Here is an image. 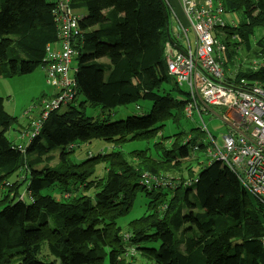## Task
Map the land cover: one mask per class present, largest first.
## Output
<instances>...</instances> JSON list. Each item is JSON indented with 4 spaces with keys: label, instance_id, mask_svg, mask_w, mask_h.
Masks as SVG:
<instances>
[{
    "label": "trees",
    "instance_id": "trees-1",
    "mask_svg": "<svg viewBox=\"0 0 264 264\" xmlns=\"http://www.w3.org/2000/svg\"><path fill=\"white\" fill-rule=\"evenodd\" d=\"M219 1L224 21L229 12L241 13L238 24L222 28L228 63L232 36L250 48L251 36L264 28V0ZM70 6L84 10L75 40L73 101L50 112L31 140L15 142L8 132L16 117L0 97V188L6 187L0 199V264H102L106 257L109 264H130L125 257L137 253L146 264H264V210L218 161H208L199 140L204 130L185 116L188 92L167 71L173 38L166 1L71 0ZM53 7L47 0H0V75L42 65L46 45L57 41ZM263 41L257 42V58L264 56ZM252 61L232 79L264 86V63L252 68ZM146 101L148 110L139 116L115 120L87 113V107L130 104L143 110L139 103ZM184 119L197 126L175 133L166 146V125L180 126ZM94 139L115 149L87 151L74 161V146ZM134 142L144 143L142 149L130 148ZM124 144L131 151H122ZM56 150L59 161L51 165ZM189 151L206 158L198 171L183 165ZM182 165L187 172H176ZM143 174L167 184L147 188ZM174 174H186L191 183ZM55 185L63 199L52 192ZM139 193L146 198L144 213L120 225ZM43 248L53 260L41 258Z\"/></svg>",
    "mask_w": 264,
    "mask_h": 264
},
{
    "label": "built area",
    "instance_id": "built-area-1",
    "mask_svg": "<svg viewBox=\"0 0 264 264\" xmlns=\"http://www.w3.org/2000/svg\"><path fill=\"white\" fill-rule=\"evenodd\" d=\"M181 2L188 27L180 34L181 49L168 43L167 71L188 92L185 116L192 119L195 111L201 119L199 105L224 109L220 116L225 123L224 132L213 135L203 122L200 126L210 142V160H217L264 209V86L245 78L236 82L226 75L223 54L226 55L227 45L222 32L228 23L223 19V4L219 0ZM70 3L71 0L54 1L52 12L59 47L46 45L41 66L47 82L57 91L41 100L40 116L26 130L23 138L26 141L38 134L50 112L66 107L74 99L76 82L69 77V68L75 66L72 61L78 55L75 40L80 29L79 16ZM188 28L194 33L193 40L188 37ZM262 63L264 56L254 59L251 67ZM141 180L147 188L167 184L163 178L146 174ZM183 182L190 184L191 180Z\"/></svg>",
    "mask_w": 264,
    "mask_h": 264
},
{
    "label": "rangeland",
    "instance_id": "rangeland-1",
    "mask_svg": "<svg viewBox=\"0 0 264 264\" xmlns=\"http://www.w3.org/2000/svg\"><path fill=\"white\" fill-rule=\"evenodd\" d=\"M47 1L51 2L54 0H47ZM76 14L78 16L80 14L81 15L84 14L83 9L76 10ZM229 14L225 15V21L231 25L238 24L239 21L241 20V13L240 12H234V13L229 12ZM222 34H223V38L225 41V37L227 35L226 31L224 30ZM192 36L194 37L193 31L192 33H188V37L193 40ZM262 37H264V28H259L256 30L255 34L251 36L250 48H246L242 44H239V39L237 37L232 36L230 38L229 42L232 45L231 49L233 51L234 56L231 61H228V63L224 65V70L226 71V75L229 78L231 79L234 78L236 72L240 68L247 67L250 61L257 58L256 56L259 53L258 52L259 46L257 45V42ZM169 45H171L170 42H169ZM231 49H229L230 52H231ZM72 64H75L76 66V61L73 60ZM42 66H38L31 72L25 73V74H15L9 77L0 75V97L3 98L4 109L10 115L16 117V120L12 123V126L10 127V130L8 132V135L12 140L20 141V139L22 140L23 138H25L24 136L25 132L26 130L30 128L31 122L36 120L40 116V113H41L40 107L42 106L41 100L52 97L53 95H55L57 91L56 88L52 84L47 82V78L45 77V72ZM75 66L71 65L69 68L70 78H72L74 75ZM78 97L82 99V96H78ZM140 105L143 106V110L136 109L137 105L135 104H130L125 107H119L114 110H108L100 106H96L94 108L87 107V113L91 115H98L99 118L107 117L109 115H112V116L115 115L113 116V118L115 120H118V119H123L127 116H131L132 114H136L135 116L145 114L148 110L149 102L148 101L140 102L139 106ZM202 108L204 111H201ZM223 111H224L223 108H214V107L204 108L201 105H199V113L201 115V119L199 118L197 112L195 111L193 113V119L195 118L197 119L196 124H198L199 126H201L203 122L207 126V129L209 130V132L213 135H216L217 132L225 131V123L222 122L221 117H220ZM188 121L184 119L181 122L180 126H177V125L175 126L171 123L166 125L164 133L162 132V135L163 136L166 135L168 131L171 137L169 141H166V142L164 141L165 142L164 144L166 146L170 145L173 139V135L175 133L181 132V131H188L192 127L197 126L196 124L191 123L193 121L191 122H188ZM199 140L204 145L206 144L204 147V153L209 161L210 156L208 154V148H209L210 142L208 138L206 137V133H205V136ZM22 141H26V140H22ZM112 142L116 143V145L123 144V142H120L118 139L113 140ZM126 144H124L121 147V150L124 151L125 153H127V150L131 151V149L125 150ZM143 144L144 143L134 142V143H130L129 147L134 148V149H142ZM151 144L146 145L144 148L146 147L151 148ZM74 147H77V148H74ZM74 147H73L74 149H72L71 154L75 151L78 153L77 155L76 153H74L72 156V158H74L73 160L76 162H80L83 158V155L88 154L87 151H92L93 153H96L98 148L102 152H108V151L115 149L112 143H108V142L106 143L105 141L101 139L92 140L90 142V145L88 146L81 145L79 147L78 146H74ZM150 153L156 156V154L152 150L150 151ZM51 154L53 155V160L51 161V165H55L59 161L58 160V150L53 151ZM203 161L205 162L206 158L201 153L189 151V155L183 159V165L191 166L194 171H198L199 168L201 167L200 162H203ZM183 165H182V168H183ZM184 171H186V168H183V171H176V172L181 173ZM97 174L101 175L103 174V171L101 170L100 172H97ZM174 175L176 177H179V176L182 177L180 174H174ZM182 178L185 180L190 179V177L187 176L186 174H184V177ZM2 188L3 187L0 188V199L3 194L2 190L6 189V187L4 186V188L3 189ZM60 188L61 187L55 185V188L52 191L53 193H57L58 197H61ZM89 193H91V191H89ZM75 194L78 195L77 192ZM65 196H67V194H65ZM250 198H251V201L256 205L257 200L252 195H250ZM60 199H63V198L61 197ZM145 204H146L145 196L142 193H139L133 204L131 212L126 217L120 219L119 221L120 225H125L128 221H131L132 219H135L141 216L144 213ZM123 232H126V231L124 230ZM111 243L112 245L117 246V244L113 240H111ZM41 258L45 259V261L53 260V258L50 257V255H48L45 248L42 249ZM125 258H127L130 264H146V262L143 260V258L140 256L139 253L134 255V257L128 255V257H125ZM102 264H109L107 257L102 261Z\"/></svg>",
    "mask_w": 264,
    "mask_h": 264
},
{
    "label": "crops",
    "instance_id": "crops-1",
    "mask_svg": "<svg viewBox=\"0 0 264 264\" xmlns=\"http://www.w3.org/2000/svg\"><path fill=\"white\" fill-rule=\"evenodd\" d=\"M54 1H51V2H54ZM165 1L168 4L169 9H170L169 31H170L171 37L173 38V43H172L173 45L172 44L171 45L175 49L179 50V48L181 49V47H182V41L180 39V34L182 33V31L185 28L188 27V19L186 17L185 12H184V8H183V4H182L181 0H165ZM195 1L196 2L197 1L202 2L203 0H195ZM75 13H76V11H75ZM229 15H231V14H229ZM187 33H192L191 28L187 29ZM53 46L55 48H58L59 44L57 42H55L53 44ZM18 139H20V138H18ZM22 140L20 139V141H22ZM13 141L17 142L18 140H13Z\"/></svg>",
    "mask_w": 264,
    "mask_h": 264
},
{
    "label": "water",
    "instance_id": "water-1",
    "mask_svg": "<svg viewBox=\"0 0 264 264\" xmlns=\"http://www.w3.org/2000/svg\"><path fill=\"white\" fill-rule=\"evenodd\" d=\"M217 161V160H216Z\"/></svg>",
    "mask_w": 264,
    "mask_h": 264
}]
</instances>
